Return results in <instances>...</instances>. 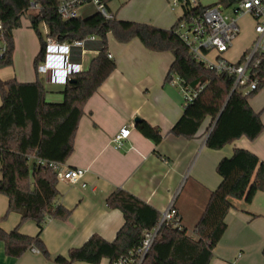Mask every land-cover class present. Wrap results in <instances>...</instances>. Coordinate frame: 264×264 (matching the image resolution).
I'll list each match as a JSON object with an SVG mask.
<instances>
[{
    "label": "trees",
    "instance_id": "trees-1",
    "mask_svg": "<svg viewBox=\"0 0 264 264\" xmlns=\"http://www.w3.org/2000/svg\"><path fill=\"white\" fill-rule=\"evenodd\" d=\"M59 4L57 0H0V40L4 46L0 69L13 64L14 31L22 27L23 18L30 21L41 43L34 60L37 74L45 52L43 25L48 27L50 36L60 41L72 42L94 35L99 48L89 69L76 74L73 82L65 86L64 101L60 104L46 101L45 86L39 77L34 83L0 79V195L9 199L7 216L10 213L22 216L20 225L10 232L0 225L5 254L13 258L36 249L50 259L41 233L49 220L67 221L71 216L70 210L58 205L59 181L50 163L65 165L69 160L88 101L116 69V63L108 56L109 34L121 44L139 39L152 52L172 53L174 61L166 82L171 83L178 76L194 91L201 89L193 102L185 105L183 115L170 134L193 139L205 120L211 118L213 127L206 146L221 150L241 138L254 141L264 132L261 113L255 112L249 103L262 89L246 96L234 90V77L217 75L195 61L174 34L176 24L166 30L116 19L107 21L99 14L65 21L58 15ZM32 5H37L36 13L30 12ZM182 8L185 17L189 12L202 14L208 7L199 5L191 11L185 6ZM261 60L258 72L263 80L264 58ZM240 63L238 61L237 65ZM136 128L156 145L163 140L161 130L146 121L136 124ZM217 173L222 181L211 193L194 229L197 238L189 237L183 227L164 224L143 264H211L214 250L227 230L226 218L233 208L232 200L251 204L257 193L264 192V162L254 153L236 149L230 158L219 162ZM106 205L120 210L124 217L115 239L109 242L95 234L83 246L70 249L67 256L54 258L55 263L103 264L108 261L114 264L140 247L145 233L152 231L161 219L156 209L121 189L109 195ZM24 222L35 223L39 233L35 237L23 235L20 226ZM262 254L264 256V248Z\"/></svg>",
    "mask_w": 264,
    "mask_h": 264
},
{
    "label": "crops",
    "instance_id": "crops-1",
    "mask_svg": "<svg viewBox=\"0 0 264 264\" xmlns=\"http://www.w3.org/2000/svg\"><path fill=\"white\" fill-rule=\"evenodd\" d=\"M178 1L111 0L109 10L117 21L170 30L182 16L179 11L183 10L182 6H174ZM197 2L209 7L218 0ZM83 10L84 15L80 17L84 19L96 14L92 7ZM91 10L92 13L87 14ZM239 23L241 32L250 31L251 36L249 41L240 43L238 48L234 44L226 53L230 62L232 58L227 54L240 49V61L255 37L250 17H242ZM97 44L88 46L82 65L85 58L93 57V60L99 54ZM3 49L0 40V57ZM40 49L38 35L30 21L23 18L22 27L14 31L13 64L0 69V79L34 83L39 77L45 86L46 101L60 104L64 101L65 86L46 82L34 67ZM108 51L116 69L88 101L75 137L74 152L65 164L68 169L87 170L83 179L87 187L58 182V205L70 210L71 216L67 221L49 220L41 233L50 259L32 250L20 258L8 257L0 241V264H57L54 258L67 256L70 249L83 246L95 234L112 242L124 224V217L120 210L109 209L106 200L118 189L132 194L160 214L174 203L181 226L186 230L195 229L211 193L222 181L217 173L222 159L230 158L236 149H243L264 162V132L254 141L241 138L221 150L206 146L213 127L211 118L205 120L193 139L170 134L185 107L181 88L166 82L174 61L172 53L152 52L139 39L121 44L111 34L108 35ZM249 103L255 112L261 113L264 124V89L253 95ZM135 119L160 129L162 142L156 145L145 138L137 130ZM121 133L125 134L126 142L118 150L111 141ZM9 203L6 196L0 195V225L7 232L17 228L22 219L19 213L7 216ZM232 204L226 218L227 230L214 250L211 264H264V192L257 193L251 204L237 200H232ZM20 232L35 237L39 229L33 222H24ZM187 235L197 238L194 231Z\"/></svg>",
    "mask_w": 264,
    "mask_h": 264
},
{
    "label": "built area",
    "instance_id": "built-area-1",
    "mask_svg": "<svg viewBox=\"0 0 264 264\" xmlns=\"http://www.w3.org/2000/svg\"><path fill=\"white\" fill-rule=\"evenodd\" d=\"M110 0H61L58 6V15L67 21L80 17V9L92 6L96 14L101 15L107 21H113L114 15L109 10ZM185 6L189 10L198 7L197 0H180L174 6ZM233 7L232 15L226 12ZM38 8L32 5L31 9ZM248 16L254 23V40L251 47L242 55L241 63L230 62L226 59V53L233 47L241 33L240 19ZM182 17V18H181ZM174 28V34L187 47L195 61L203 64L207 69L217 75L227 74L234 77V90H239L244 95H250L259 89H264V79L259 76V67L264 58V0H218L212 6L206 8L202 14L189 12L183 14ZM45 52L44 60L38 66V75L48 83H57L66 86L76 74L83 73L82 60L87 53L88 46L98 42L94 35L82 40L72 42L60 41L50 36L49 29L43 25ZM4 52V49L2 53ZM109 58L112 59L110 53ZM174 85L181 88L184 94L185 105L190 104L197 97L199 91H194L187 86L183 79L175 76ZM115 149L121 150L126 142L125 134L121 133L111 141ZM50 167L56 172L58 181H65L71 185H81L86 188L83 179L86 169H68L65 165L50 163ZM173 225L182 229L180 216L174 203L161 214L157 226L145 233V238L135 251L127 257H122L114 264H143L148 252L160 228L164 225ZM34 253L38 250L32 249Z\"/></svg>",
    "mask_w": 264,
    "mask_h": 264
},
{
    "label": "rangeland",
    "instance_id": "rangeland-1",
    "mask_svg": "<svg viewBox=\"0 0 264 264\" xmlns=\"http://www.w3.org/2000/svg\"><path fill=\"white\" fill-rule=\"evenodd\" d=\"M215 2H216V0H215ZM87 7H92V6H87ZM92 8H94V7H92ZM95 9V8H94ZM178 9V8H177ZM82 10H83V8H81L80 9V15L82 16V15H84V13H82ZM38 11V8H35V9H31V13H36ZM92 11L93 10H91L89 13H87V14H90V13H92ZM179 11H180V15H182L183 14V10H181V9H179ZM232 11H233V7L232 8H230V10H228L227 12H226V14L228 15V16H231L232 15ZM83 12H84V10H83ZM95 12H96V10H95ZM249 27H250V25H249ZM251 28V27H250ZM42 32H44L43 30H42ZM249 32L250 31H243V32H241V34L239 35V37H238V39H237V41L234 43L235 44V47H237L238 48V45L240 44V43H242V42H247V41H249L250 40V36L251 35H249ZM44 34L45 33H43V36H44ZM240 49H236V50H233L231 53L229 52L228 54H227V56H228V58H232L231 59V61H233V62H237L238 60H239V58H240ZM92 58L93 57H87V58H85V60H84V63H83V67H84V70L85 71H87L88 69H89V67H90V64H91V61H92ZM188 191H189V188L187 189ZM186 190V191H187ZM193 231H194V229H190V228H188L187 229V232H188V234H192L193 233Z\"/></svg>",
    "mask_w": 264,
    "mask_h": 264
},
{
    "label": "water",
    "instance_id": "water-1",
    "mask_svg": "<svg viewBox=\"0 0 264 264\" xmlns=\"http://www.w3.org/2000/svg\"><path fill=\"white\" fill-rule=\"evenodd\" d=\"M71 82H73V81H71ZM140 122H141L140 119H135V123H136V124H138V123H140Z\"/></svg>",
    "mask_w": 264,
    "mask_h": 264
}]
</instances>
